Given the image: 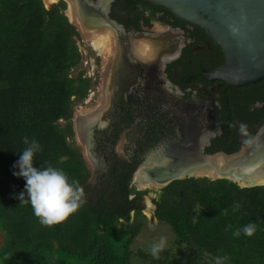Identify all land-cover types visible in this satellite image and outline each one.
Here are the masks:
<instances>
[{
    "label": "trees",
    "instance_id": "trees-1",
    "mask_svg": "<svg viewBox=\"0 0 264 264\" xmlns=\"http://www.w3.org/2000/svg\"><path fill=\"white\" fill-rule=\"evenodd\" d=\"M65 8L61 3L48 10L42 0H0V264H177L163 253L155 259L151 250L133 249L147 223L146 192L129 200L128 179L120 199L115 190L101 198L87 189L89 171L68 140L73 98L84 99L90 87L77 73L81 55ZM25 137L40 145L35 167L62 170L84 190L82 205L64 223L42 225L30 203L18 198L27 195L25 180L13 175L28 147ZM153 203L161 227L186 250L180 264H216L217 257H226L224 264H264V186L189 178L162 189ZM237 203L240 209L233 212ZM249 223L257 226L252 237L242 231ZM237 229L239 237L233 235Z\"/></svg>",
    "mask_w": 264,
    "mask_h": 264
},
{
    "label": "flooded vegetation",
    "instance_id": "flooded-vegetation-1",
    "mask_svg": "<svg viewBox=\"0 0 264 264\" xmlns=\"http://www.w3.org/2000/svg\"><path fill=\"white\" fill-rule=\"evenodd\" d=\"M61 3L81 55L77 73L90 87L88 99L73 98L68 141L89 171L91 195L115 190L120 199L128 179L129 200L146 192L145 210L151 203L144 198H157L174 181L226 179L245 188L246 176H221L215 167H233L227 158L264 130V80L237 87L211 79L225 64L220 45L167 8L144 0H57L50 9ZM154 166L169 173L152 174ZM189 166L197 167L195 177L181 179L194 172ZM171 173L179 178L170 180Z\"/></svg>",
    "mask_w": 264,
    "mask_h": 264
},
{
    "label": "water",
    "instance_id": "water-1",
    "mask_svg": "<svg viewBox=\"0 0 264 264\" xmlns=\"http://www.w3.org/2000/svg\"><path fill=\"white\" fill-rule=\"evenodd\" d=\"M42 1L46 9L54 4L47 0ZM144 1L167 8L177 18L202 28L220 45L225 55V64L212 74L211 79L237 87L264 80V0ZM227 159L233 163V167L226 171L215 167L219 175L228 176L234 172L236 176H246V181L243 179L241 182L245 188L264 186V130L247 149ZM196 166H189L194 168V172H182L179 177L183 175V179L185 174L195 177ZM148 169L150 173H161L163 177L169 173L158 166ZM173 175L170 174V180L179 178Z\"/></svg>",
    "mask_w": 264,
    "mask_h": 264
},
{
    "label": "clouds",
    "instance_id": "clouds-1",
    "mask_svg": "<svg viewBox=\"0 0 264 264\" xmlns=\"http://www.w3.org/2000/svg\"><path fill=\"white\" fill-rule=\"evenodd\" d=\"M24 143L28 145L21 153L15 167L19 169L13 175L25 180V193L19 195L21 203H30L34 215L42 225L52 227L64 223L71 215L76 213L83 203L84 190L76 180L69 181L68 176L51 165L43 168L34 166V155L40 151V145L35 140L29 142L25 137ZM240 209V204L233 206L232 211ZM227 210H225V214ZM257 230L254 223L245 225L242 229L244 235L252 237ZM241 230L233 232L239 237ZM167 246V238L160 237L157 243L151 245V255L155 259L160 258V253ZM226 257H217L216 264H224Z\"/></svg>",
    "mask_w": 264,
    "mask_h": 264
},
{
    "label": "rangeland",
    "instance_id": "rangeland-1",
    "mask_svg": "<svg viewBox=\"0 0 264 264\" xmlns=\"http://www.w3.org/2000/svg\"><path fill=\"white\" fill-rule=\"evenodd\" d=\"M56 1L57 0H51V3H55ZM50 8L48 7V9H50ZM68 12L69 11L65 12L66 15H68ZM80 50L88 53L87 47L85 45H81ZM79 64L77 67L80 68ZM78 72H80V71H78ZM91 72H93V70H91ZM92 96L93 95L91 93H89V97H92ZM87 99H88V97H87ZM77 105L82 106V108H86V105H83V102H81V101H79ZM78 111H80V109ZM148 198L149 199H146V197L144 198V203L149 200L150 201L149 203H151L150 209H146V207H145V210L143 211V214L147 218L146 227H144V230L136 238L134 245H133V249L135 250V252H137L138 250L148 251V250H150L151 245L153 243H157L159 241L160 237H166L167 238V246H166L165 250L161 252V253H163V255L166 256L165 260L166 261L171 260V262H176L177 264H180L178 261L180 259H182V262H184L185 258H186V257L184 258V254H185L186 250H184L182 246H178L176 242H173L172 232L168 228L161 227L158 220L154 217L156 206L152 202L153 201L152 199L156 198V194L154 195L152 193L151 195L148 196ZM135 215H136L135 213L131 214V220H134ZM3 239H4V236L0 232V248L3 245V241H4ZM136 260H138V259H136ZM134 264H140V263L135 261Z\"/></svg>",
    "mask_w": 264,
    "mask_h": 264
},
{
    "label": "bare ground",
    "instance_id": "bare-ground-1",
    "mask_svg": "<svg viewBox=\"0 0 264 264\" xmlns=\"http://www.w3.org/2000/svg\"><path fill=\"white\" fill-rule=\"evenodd\" d=\"M49 3H51V0H47ZM72 13H71V11L69 10V12H68V16H70V17H72V15H71ZM75 20V19H74ZM103 41L101 40V43H102ZM100 44V43H99ZM99 44L97 43L96 44V48L97 49H100V46H99ZM233 180H235V179H233ZM241 184V183H240Z\"/></svg>",
    "mask_w": 264,
    "mask_h": 264
}]
</instances>
